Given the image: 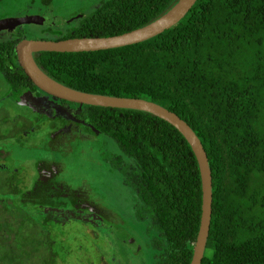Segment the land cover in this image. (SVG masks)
<instances>
[{
    "label": "trees",
    "instance_id": "trees-1",
    "mask_svg": "<svg viewBox=\"0 0 264 264\" xmlns=\"http://www.w3.org/2000/svg\"><path fill=\"white\" fill-rule=\"evenodd\" d=\"M54 1L59 0L40 3L47 8ZM88 1L95 6L88 15L76 13L75 19L81 18L65 32L46 28L48 40L122 35L157 20L178 0ZM28 2L34 6V0ZM20 40L0 39L4 96L12 101L25 88L36 90L17 65L14 49ZM33 58L66 87L142 99L183 120L200 141L212 178L201 264H264V0H196L177 24L144 42L96 52H40ZM24 110L12 121L0 120V264H59L70 246L54 227L76 221L56 217L59 207L44 186L11 165L17 149H38L29 144L31 131L39 129L30 120L36 117ZM82 114L93 126L91 140L116 151L104 162L124 172L122 184L131 192L137 221L148 222L155 235L147 264H190L201 179L186 140L148 113L84 106ZM37 119L38 124L46 120ZM40 148L46 150V144Z\"/></svg>",
    "mask_w": 264,
    "mask_h": 264
},
{
    "label": "rangeland",
    "instance_id": "rangeland-1",
    "mask_svg": "<svg viewBox=\"0 0 264 264\" xmlns=\"http://www.w3.org/2000/svg\"><path fill=\"white\" fill-rule=\"evenodd\" d=\"M40 2L41 0H34V6L30 7L28 0H0V21L19 23V26H23V33L32 40L38 38V26L50 27L54 33H58L69 24L74 25L76 20L81 18L80 16L75 19L76 13L88 15L91 8H95L88 0H59L52 2L47 8L41 6ZM27 20L31 23L28 24ZM17 24L13 29H17ZM5 93L6 84L0 75V120L4 118L6 121H12L16 115H25L26 111L21 107L17 108L9 97L4 96ZM13 99H17L25 106L30 104L39 108L44 113L50 115L53 113L51 112L53 107L48 106L47 103L50 104V102L47 98H34L32 94L23 91L13 94ZM54 108L56 113L62 116L65 108L62 109L63 107L60 108L57 105ZM47 132L48 128L45 127L38 132L30 133L32 142L29 144L37 146L38 149L23 148L14 151L11 165L20 168L23 177L28 180L34 179V166L39 159L48 155L45 158L51 160L52 155L45 148H40V145L47 141L45 136ZM96 140L99 141V139ZM98 141L94 139L70 144L65 154L60 156L66 173L62 181L72 189L83 188L89 199L99 203L103 208H108L112 212L110 216L115 218L110 221L96 219L94 226L77 221L64 222L62 226H55L53 232L58 237L62 236L64 244L70 246L69 254L65 255L59 264H114V262L147 264L146 260H150L147 251H153V244L150 242L155 235L145 222L137 221L131 192L122 184L124 172L111 170L108 162H104V159H112L109 156L114 149L110 151L109 145H107L109 148L105 146L104 149L101 146L103 142ZM3 143L0 138V146ZM114 152L116 153L115 150ZM116 214L119 217H116ZM128 230L137 234L138 240L134 245L127 243L131 239ZM143 237L147 238V241ZM143 242H147V246L140 245Z\"/></svg>",
    "mask_w": 264,
    "mask_h": 264
},
{
    "label": "water",
    "instance_id": "water-1",
    "mask_svg": "<svg viewBox=\"0 0 264 264\" xmlns=\"http://www.w3.org/2000/svg\"><path fill=\"white\" fill-rule=\"evenodd\" d=\"M195 2L196 0H178L173 7H171L157 20L144 27L122 35L107 38H71L57 41L23 39L16 44L14 51L17 59V65L22 69L23 73L30 80L33 86L44 94L51 96L54 99L77 104L79 106L135 110L148 113L165 121L183 136L195 156L201 179L200 223L198 234L193 245V254L190 262V264H201L211 220L212 178L206 154L200 141L191 128L176 114L142 99L94 95L66 87L48 77L36 65L33 58L34 54L40 52H96L144 42L177 24L191 9ZM27 22L28 24L31 23L29 20H27ZM16 24L9 21H0V31L11 32ZM90 209L92 212L93 209Z\"/></svg>",
    "mask_w": 264,
    "mask_h": 264
},
{
    "label": "flooded vegetation",
    "instance_id": "flooded-vegetation-1",
    "mask_svg": "<svg viewBox=\"0 0 264 264\" xmlns=\"http://www.w3.org/2000/svg\"><path fill=\"white\" fill-rule=\"evenodd\" d=\"M45 29L46 28L38 26V32H37L39 33L38 38H34L32 40L51 39V37L45 35L44 33ZM66 29L68 28L61 30L60 32H65ZM15 35L17 36V38L19 37L21 40L23 39L31 40L26 33H23V26H19L17 27V29H13L11 32L0 31V39H4L5 37L11 38L12 36L14 37ZM23 91L27 94H32L34 98H47V100L50 102V104L47 103L48 106L53 107L51 109V112L53 113L50 115L46 112L45 113L42 112L39 108H35L31 106L30 104H27L28 106H25L22 103L18 102L17 99L13 100V102L15 101L18 104V106L21 107L22 109H28L33 113L32 116H35L36 119L32 118L30 120L32 122H36L39 129L45 127L48 128V132L45 134L47 138L45 144L47 148L46 151L49 154H51L52 157L51 160H47L45 157L48 155H46L45 157L39 159L35 163L34 166L35 177L33 181L35 180V182L43 185L44 190L49 194L52 203L55 204L56 207H59L54 211L55 215L62 218L69 217L72 218L74 221H81L82 223L90 224L92 226H94V221L96 219H101L102 221H105L113 218L114 220L115 217L110 216L112 212L108 208H103V209L98 208L95 202L84 198L80 188L72 189L68 185H65L64 182L62 181L63 178L66 177V173H65L64 163L61 162L60 156L65 154V151H67L68 147H70L69 142L72 143V142L86 141L92 139L91 135L88 132V129L92 130L93 126L91 125V123H89L88 120L82 118L83 115L82 112L84 106H79L77 104L61 101L58 99H53L51 96H48L37 89L35 91H31L25 88L21 92ZM56 105L60 108L63 107L62 109L65 108L62 116L56 113L55 111L56 107L54 108V106ZM43 116L46 118V120L43 123L41 122L40 124H38L37 120L39 119H37V117L40 118ZM39 129L34 131L38 132ZM34 131L32 130L31 132ZM95 134L97 137L101 136L98 131ZM67 207H69L68 210ZM90 208L93 209L92 212L90 211L91 210ZM91 217H95V219H91ZM116 217L119 216L116 214ZM128 232L131 234V239L127 243L128 245L130 243L134 245L138 240V238L136 237L137 234H133L129 230ZM144 239H146L147 241V238L144 237ZM146 243L143 242L140 243V245L147 246ZM146 246L144 247L145 251H146ZM140 248L141 247H139V249ZM147 252H149V255L152 256L153 251L148 250ZM114 264H121V263L114 262Z\"/></svg>",
    "mask_w": 264,
    "mask_h": 264
}]
</instances>
